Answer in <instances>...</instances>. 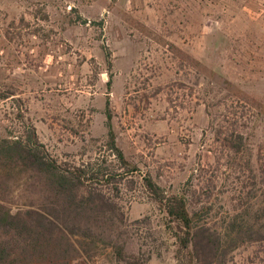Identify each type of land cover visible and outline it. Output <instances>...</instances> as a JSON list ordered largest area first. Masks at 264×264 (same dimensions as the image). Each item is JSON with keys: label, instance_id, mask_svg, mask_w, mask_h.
<instances>
[{"label": "rangeland", "instance_id": "374dc122", "mask_svg": "<svg viewBox=\"0 0 264 264\" xmlns=\"http://www.w3.org/2000/svg\"><path fill=\"white\" fill-rule=\"evenodd\" d=\"M0 93L13 94L0 100V138L32 125L59 164L123 174L95 185L122 214L123 257L105 241L73 264H175L145 175L210 208L212 228L264 206V0H0ZM18 192L13 212L28 201ZM227 264H264V245Z\"/></svg>", "mask_w": 264, "mask_h": 264}, {"label": "trees", "instance_id": "16d2710c", "mask_svg": "<svg viewBox=\"0 0 264 264\" xmlns=\"http://www.w3.org/2000/svg\"><path fill=\"white\" fill-rule=\"evenodd\" d=\"M12 96L0 93V100ZM108 135L109 148L121 168L136 172L116 148L110 128ZM241 139V134L231 131L225 136L226 151L239 152ZM263 166L259 169L264 179ZM106 170L89 172L83 166L59 164L40 143L32 125L24 126L15 139L0 138V264H73L91 258L105 241L115 244L120 260L124 252L118 233L122 214L95 185L118 182L123 174ZM141 181L162 213L164 230L173 240L175 264H227L238 247L264 245V221L260 222L264 206L231 213L223 229L212 228L203 220L210 208L191 209L186 194L166 193L149 175ZM17 189V199L28 201L13 212ZM113 190L117 196V187ZM130 260L129 264H147L148 258L133 254Z\"/></svg>", "mask_w": 264, "mask_h": 264}]
</instances>
